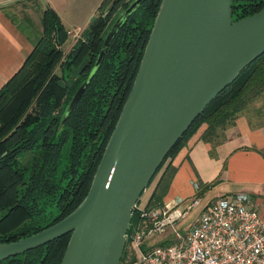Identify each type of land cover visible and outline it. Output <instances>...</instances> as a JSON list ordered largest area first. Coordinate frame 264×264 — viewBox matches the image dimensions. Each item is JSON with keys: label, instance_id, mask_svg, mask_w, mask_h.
Instances as JSON below:
<instances>
[{"label": "trees", "instance_id": "1", "mask_svg": "<svg viewBox=\"0 0 264 264\" xmlns=\"http://www.w3.org/2000/svg\"><path fill=\"white\" fill-rule=\"evenodd\" d=\"M131 1L101 0L79 39L64 55L60 48L67 40V31L46 6L30 53L0 88V244L53 225L86 195L161 0H144L123 21L80 98L67 115L63 112L93 67L110 26ZM263 7L264 0H230L231 20L250 16ZM263 95L264 53L205 106L168 151L154 175L160 172L145 208L163 204L175 172L167 160L202 125L199 139L213 148L236 117ZM198 188L201 194L208 189L201 184ZM68 238L69 234L63 235L0 264H59Z\"/></svg>", "mask_w": 264, "mask_h": 264}, {"label": "water", "instance_id": "2", "mask_svg": "<svg viewBox=\"0 0 264 264\" xmlns=\"http://www.w3.org/2000/svg\"><path fill=\"white\" fill-rule=\"evenodd\" d=\"M132 0L107 31L99 56L63 116L80 98ZM264 53V7L231 20L230 0H161L136 74L88 190L53 225L0 244V261L69 238L59 264H118L131 211L166 154L205 106Z\"/></svg>", "mask_w": 264, "mask_h": 264}, {"label": "crops", "instance_id": "3", "mask_svg": "<svg viewBox=\"0 0 264 264\" xmlns=\"http://www.w3.org/2000/svg\"><path fill=\"white\" fill-rule=\"evenodd\" d=\"M100 2L0 0V88L30 53L39 35L40 14L46 6L55 12L68 33L60 48L64 55L79 39ZM251 120L245 112L239 114L233 126L221 133V141L213 148L199 139L204 129L202 125L167 160L175 167V172L162 202L169 203L176 197L192 198L194 183L208 187L202 194L198 192L202 198L208 195L207 200L241 192L249 195L253 203L264 204V122Z\"/></svg>", "mask_w": 264, "mask_h": 264}, {"label": "built area", "instance_id": "4", "mask_svg": "<svg viewBox=\"0 0 264 264\" xmlns=\"http://www.w3.org/2000/svg\"><path fill=\"white\" fill-rule=\"evenodd\" d=\"M68 34V33H67ZM194 196L174 198L150 209L135 205L125 241L135 258L122 264H264V204L253 203L245 193H232L207 200L181 234L173 224L199 206V188ZM172 228L167 243L145 246L153 235Z\"/></svg>", "mask_w": 264, "mask_h": 264}, {"label": "rangeland", "instance_id": "5", "mask_svg": "<svg viewBox=\"0 0 264 264\" xmlns=\"http://www.w3.org/2000/svg\"><path fill=\"white\" fill-rule=\"evenodd\" d=\"M117 13L111 18L109 23L117 15ZM63 50H65V49H63ZM58 72H59V70L57 69L56 73H58ZM244 112L249 116V118H252L251 121H253V123H263L264 122V95L259 97L258 99H256L250 106H248V109L245 110ZM159 175H160V172H158L157 175L153 177L151 182L148 184V186L144 189L143 193L140 195V197L136 203V205L139 208L142 209L143 207H145L146 202H147V198L150 195V193L152 192ZM207 196L205 198L200 197L201 200H200L199 206L194 208V209H191L189 212L186 213V215L181 220L176 221L173 224L172 228L174 231L181 233V234L185 231V229L189 226L191 221L199 213L202 205L206 202L205 200H207ZM134 217H135V213H134ZM130 222L132 223L133 221H130ZM172 228H166L165 232L162 234L150 236L146 240L144 245L145 246H155V245L162 244L164 242L165 243L169 242L173 237V235L171 234ZM122 252L123 253L121 256V261L119 259L118 264H122V263L127 262L128 260H132L136 256V254L130 250V248L128 247L127 244H125V247L123 246Z\"/></svg>", "mask_w": 264, "mask_h": 264}]
</instances>
